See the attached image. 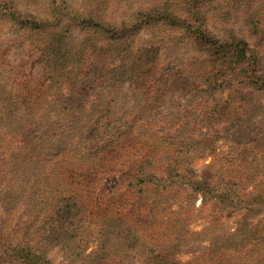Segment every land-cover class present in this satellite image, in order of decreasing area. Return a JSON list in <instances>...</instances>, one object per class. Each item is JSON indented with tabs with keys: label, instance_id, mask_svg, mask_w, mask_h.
<instances>
[{
	"label": "trees",
	"instance_id": "1",
	"mask_svg": "<svg viewBox=\"0 0 264 264\" xmlns=\"http://www.w3.org/2000/svg\"><path fill=\"white\" fill-rule=\"evenodd\" d=\"M149 1L115 17L107 8L112 0H0V24L40 46L41 84L55 101L77 111L110 92L87 123L88 149L74 154L38 116V91H12L0 70V212H22L11 237L0 221V264H51L52 249L64 264H119L111 260L129 253L140 264H264V183L253 182L264 179V48L261 39L249 44L244 37L264 35L256 19L264 20V6L244 7L236 20L227 13L216 24L206 10L211 0ZM159 28L178 35L185 62L165 65L159 47L134 48L138 34ZM165 99L173 120L159 110ZM100 121L104 134L95 133ZM142 129L155 152L127 176L125 193L138 211H150L129 216L125 204L91 198L88 181L126 139L147 140ZM54 138L55 150L40 149ZM204 156L214 160L201 176L180 174ZM237 178L253 185L248 202L237 195ZM196 195L201 204L216 201L219 211L242 208L238 227L189 233L187 209Z\"/></svg>",
	"mask_w": 264,
	"mask_h": 264
},
{
	"label": "rangeland",
	"instance_id": "2",
	"mask_svg": "<svg viewBox=\"0 0 264 264\" xmlns=\"http://www.w3.org/2000/svg\"><path fill=\"white\" fill-rule=\"evenodd\" d=\"M114 4H109L108 9L114 10L115 17L128 16L131 11L138 9L140 3H144L145 6L150 4L149 0H112ZM238 4L233 5V0H211L206 6L208 16L211 23L219 24L224 22V17H227V13L234 14V20L239 16L237 11H241L244 7L254 6L262 4L264 6V0H237ZM206 16L207 18H209ZM264 16V15H263ZM259 19V24L264 26V20ZM239 21V20H238ZM168 31L159 28L157 31H142L134 38L132 44L134 48H158L157 59L163 61L166 64L176 65V61L185 62L189 56H184V49L175 43L178 35L170 34ZM247 43L252 44L261 39V45L264 48V35L257 37L255 41L248 39L244 34ZM176 44V45H175ZM40 46L29 42L25 37H21V33L14 34L9 30L7 24H0V55L2 66L0 70L5 77L7 85L13 91L23 85L31 90H37V98H40L38 116H41L44 120H47L50 125L48 129H58L60 139L66 142L67 149L74 154L80 153L83 150H87L89 147L88 133L85 132L88 121L93 119L96 114L99 113L104 100L109 96L110 92L107 91L103 96L93 103H89L85 107L77 111H71L70 108L58 100L55 101L56 94L47 89V83H42L43 64L38 62ZM34 92V91H33ZM115 93V92H114ZM116 94V93H115ZM117 95V94H116ZM129 93L124 92L121 95L118 110L121 111L125 108V102ZM180 103H183L181 98ZM171 101L165 99L159 107V110L167 109V113H163L166 120L175 119L174 113L169 112ZM46 107L47 110L41 111ZM133 113V112H132ZM143 119L142 116H139ZM135 118V117H134ZM102 121H100L95 129V133L104 134L102 128ZM46 124V123H44ZM138 125V124H137ZM137 129L132 131V136L137 134ZM143 137H147V140H127L126 146L123 147L121 152H118L117 158L110 160L111 164L104 165L103 172L92 175L88 181V191L91 198L98 199L102 205L113 204V206L126 205L125 212L130 215L147 216L150 209L142 207L138 211V205L135 204V198L128 196L125 193V185L127 183V176L138 166L139 161L145 159L150 153L155 152L152 148L149 132L144 129L141 130ZM95 135V134H94ZM102 136V135H101ZM98 139H100V137ZM53 142L43 144L40 149L46 150L48 147L51 150H55L59 145L56 143L55 138ZM146 142V144H145ZM62 145H65L60 141ZM214 158L212 156L196 157L192 162L180 173L186 177L198 178L201 176L206 167H208ZM166 166L164 162L157 164L158 177H162L161 171ZM238 179V178H237ZM253 182H262L264 179L256 178ZM237 195L242 202H248L254 196L253 185L250 181H244L239 178L236 181ZM175 190V188H172ZM175 210L174 206L171 208V212ZM188 214L192 217V222L187 226L189 233H197L202 230L207 233H218L219 231H233L238 227L244 210L242 208L227 209L219 211L216 201H207L201 204L199 195L195 196L194 202L191 207H188ZM176 211V210H175ZM171 215V214H170ZM1 216V212H0ZM259 218H264L263 214ZM0 221L5 224V233L11 237L17 230L20 222L22 221V212L17 209L13 214L9 216H1ZM92 248V244H88L86 253ZM51 264H64L61 259V254L58 249H52L48 254ZM189 258V255L179 257V260L185 262ZM139 258L132 253L124 255L119 259L111 260L112 263L119 264H140Z\"/></svg>",
	"mask_w": 264,
	"mask_h": 264
}]
</instances>
